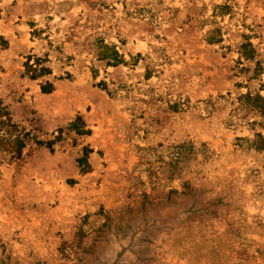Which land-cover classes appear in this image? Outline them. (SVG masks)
Segmentation results:
<instances>
[{
	"label": "rangeland",
	"instance_id": "obj_1",
	"mask_svg": "<svg viewBox=\"0 0 264 264\" xmlns=\"http://www.w3.org/2000/svg\"><path fill=\"white\" fill-rule=\"evenodd\" d=\"M257 96L264 0H0V264H264Z\"/></svg>",
	"mask_w": 264,
	"mask_h": 264
},
{
	"label": "trees",
	"instance_id": "obj_2",
	"mask_svg": "<svg viewBox=\"0 0 264 264\" xmlns=\"http://www.w3.org/2000/svg\"><path fill=\"white\" fill-rule=\"evenodd\" d=\"M247 45L243 46V49H245ZM243 55L247 58H252V56H247L245 53ZM120 60L116 61L114 65L119 64ZM111 64V63H108ZM43 93H51L52 90H46L45 87L42 88ZM254 101L257 102L258 105H256L255 109L258 110L260 113L264 114V99L260 96H257L253 99ZM1 110V109H0ZM3 124V123H2ZM83 166V163L80 162V167Z\"/></svg>",
	"mask_w": 264,
	"mask_h": 264
}]
</instances>
